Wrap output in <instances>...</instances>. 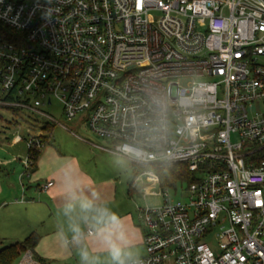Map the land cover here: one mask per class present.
<instances>
[{"label":"built area","instance_id":"2783aa9c","mask_svg":"<svg viewBox=\"0 0 264 264\" xmlns=\"http://www.w3.org/2000/svg\"><path fill=\"white\" fill-rule=\"evenodd\" d=\"M56 101L160 197L125 264H264V0H0V105L61 124ZM13 140L27 169L49 142ZM174 164L193 179L163 186Z\"/></svg>","mask_w":264,"mask_h":264},{"label":"crops","instance_id":"0c3cea01","mask_svg":"<svg viewBox=\"0 0 264 264\" xmlns=\"http://www.w3.org/2000/svg\"><path fill=\"white\" fill-rule=\"evenodd\" d=\"M20 142L12 138L9 146ZM93 144L101 150L100 146H106ZM49 181L53 184L44 188ZM119 187L112 179L95 175L76 155H64L51 144L41 150L33 169L26 168L23 158L4 151L0 155V220L6 214L26 216L28 233L35 231L39 236L31 251L42 264H69L76 256L77 264H119L113 257L106 258L112 244L125 264L144 254L143 232L136 206L130 202V184L127 189ZM99 209L108 211L103 220ZM88 228L95 234H85ZM80 234L84 237H77ZM42 241L46 250L40 249ZM138 246L139 255H131ZM125 252L130 255L121 257Z\"/></svg>","mask_w":264,"mask_h":264},{"label":"rangeland","instance_id":"374dc122","mask_svg":"<svg viewBox=\"0 0 264 264\" xmlns=\"http://www.w3.org/2000/svg\"><path fill=\"white\" fill-rule=\"evenodd\" d=\"M47 109L55 116L61 124H46L41 120L30 114L26 110H14L0 105V155L5 153H12L23 159L28 155V148L24 140H22L17 146L11 147L12 138L18 133L21 136H27L28 130L31 134L42 133L49 140L48 144L56 147L60 153L64 155L74 154L80 161L86 163L89 170H93L95 175L99 177L110 178L119 184V188L127 189V186L133 180L135 174V168L133 161L129 158H125L108 151L101 150L94 147L93 143H99L109 146L108 140L102 139L93 134L84 122L79 123L82 114H79L73 120H68L61 111V104L54 102L50 104ZM50 125V126H49ZM45 140V139H44ZM46 141V140H45ZM186 185L183 184V187ZM158 189V188H157ZM173 195L174 191H170ZM181 187H177L176 197L180 196ZM130 202L133 207L145 204H156L160 202V197L148 196L144 198L142 194L133 192L130 197ZM3 211V210H2ZM1 211V214H3ZM9 213V212H8ZM16 218V220L14 219ZM28 218V217H27ZM11 219V220H10ZM14 222H13V221ZM28 220V219H27ZM26 220V216H10L6 214L0 220V248L14 243L22 241L29 234V223ZM17 221V222H16ZM31 222V221H29ZM40 249H45V242H41ZM46 250V249H45ZM141 252L140 246H138L133 253L136 255ZM128 252L122 254L121 257L128 256ZM112 253H109L106 257L107 260L112 258ZM23 258V254L13 261L12 264H19ZM79 258L68 260L69 264H77ZM45 264H53L52 262H46Z\"/></svg>","mask_w":264,"mask_h":264},{"label":"trees","instance_id":"16d2710c","mask_svg":"<svg viewBox=\"0 0 264 264\" xmlns=\"http://www.w3.org/2000/svg\"><path fill=\"white\" fill-rule=\"evenodd\" d=\"M8 107V106H5ZM10 108V107H8ZM17 112L15 108H10ZM48 125V124H47ZM50 126V125H49ZM40 151H33L30 154L31 158V168L36 166V162L39 158ZM134 168H138L137 165L133 163ZM157 173L160 176L161 184L166 187L175 185L177 182L191 181L193 179L192 173L188 170L187 166L184 164H174V165H162L156 168ZM39 242L38 234L33 231L26 236L22 241H17L10 243L0 248V264H12L17 258H19L25 251L32 250Z\"/></svg>","mask_w":264,"mask_h":264},{"label":"clouds","instance_id":"9594fccd","mask_svg":"<svg viewBox=\"0 0 264 264\" xmlns=\"http://www.w3.org/2000/svg\"><path fill=\"white\" fill-rule=\"evenodd\" d=\"M98 211H99V219L100 220H103L104 217L109 215L108 211L106 209H99ZM110 219L112 221H115L116 218L114 216H111ZM111 252H112L113 258L118 260L119 264H123V261L119 260V258H120V250L114 244L111 245Z\"/></svg>","mask_w":264,"mask_h":264}]
</instances>
